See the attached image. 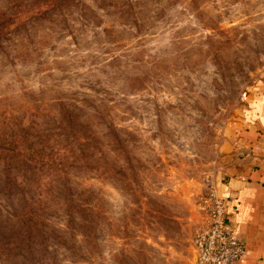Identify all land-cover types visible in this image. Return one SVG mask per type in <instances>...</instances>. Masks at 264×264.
<instances>
[{
  "label": "rangeland",
  "instance_id": "rangeland-1",
  "mask_svg": "<svg viewBox=\"0 0 264 264\" xmlns=\"http://www.w3.org/2000/svg\"><path fill=\"white\" fill-rule=\"evenodd\" d=\"M262 75L264 0H0V264H190Z\"/></svg>",
  "mask_w": 264,
  "mask_h": 264
},
{
  "label": "crops",
  "instance_id": "crops-1",
  "mask_svg": "<svg viewBox=\"0 0 264 264\" xmlns=\"http://www.w3.org/2000/svg\"><path fill=\"white\" fill-rule=\"evenodd\" d=\"M220 170L218 191L226 202L228 228L245 249L238 264H264V75L246 96Z\"/></svg>",
  "mask_w": 264,
  "mask_h": 264
},
{
  "label": "built area",
  "instance_id": "built-area-1",
  "mask_svg": "<svg viewBox=\"0 0 264 264\" xmlns=\"http://www.w3.org/2000/svg\"><path fill=\"white\" fill-rule=\"evenodd\" d=\"M204 226L193 237L190 264H238L245 249L242 241L228 228L225 199L213 190L202 201Z\"/></svg>",
  "mask_w": 264,
  "mask_h": 264
},
{
  "label": "trees",
  "instance_id": "trees-1",
  "mask_svg": "<svg viewBox=\"0 0 264 264\" xmlns=\"http://www.w3.org/2000/svg\"><path fill=\"white\" fill-rule=\"evenodd\" d=\"M66 156H68V154L66 152V149H64V150L63 149H59V150H57L54 158H55V161L57 163H60L61 162L60 159L65 160Z\"/></svg>",
  "mask_w": 264,
  "mask_h": 264
}]
</instances>
